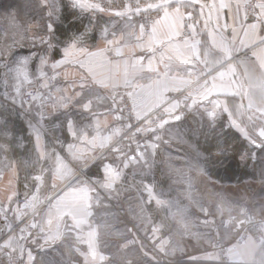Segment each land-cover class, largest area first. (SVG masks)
<instances>
[{
  "label": "crops",
  "instance_id": "1",
  "mask_svg": "<svg viewBox=\"0 0 264 264\" xmlns=\"http://www.w3.org/2000/svg\"><path fill=\"white\" fill-rule=\"evenodd\" d=\"M19 1L25 3L9 5ZM62 1L73 12L64 23ZM35 2L44 10L45 23L28 20L27 37L22 28L8 46L0 45V99L20 109L34 146V162L23 159L30 171L22 172L21 157L5 144L13 157L0 173V203L7 226L38 209L36 233L25 246L29 264L172 263L169 237L147 212L153 203L168 207L166 198L154 195L147 177L159 151L158 137L149 136L144 150L125 160L100 155L115 138L109 133L115 121L108 112L109 94L119 86L130 88L138 118L160 109L166 125L203 118L212 137L239 134L249 150L239 156L245 171L239 183L210 177L205 162H185L190 150L184 147L176 151L175 166L226 190L248 187L241 191L248 196L247 204L240 201L242 209L264 216V0H145L134 8L102 6L95 0ZM247 2L254 3V14L245 10ZM144 12L157 16L150 34L139 22ZM186 20L190 35L182 37ZM56 24L66 34L56 33ZM47 32L53 49L28 48ZM47 78L55 80L56 95L45 123L36 107L23 108L22 96L20 105L3 98L15 81L25 87ZM135 182L140 194L132 189ZM20 197L28 199L24 210L16 204ZM138 204L143 220L135 214ZM220 230L229 246V264H264V244L237 245ZM5 244L21 243L10 238ZM132 250L143 262L122 261L120 254ZM194 261L219 264L213 255H198Z\"/></svg>",
  "mask_w": 264,
  "mask_h": 264
},
{
  "label": "rangeland",
  "instance_id": "2",
  "mask_svg": "<svg viewBox=\"0 0 264 264\" xmlns=\"http://www.w3.org/2000/svg\"><path fill=\"white\" fill-rule=\"evenodd\" d=\"M12 1L14 0H0V37L2 35L0 45L8 46L11 43L10 41L16 38V34H20L22 28H25L24 38L27 37L26 25L28 20H31L28 12L34 11L35 14L38 12L35 10V4L32 0H30L29 7L25 6V9L19 3L10 6L9 4ZM45 21V17L41 19V22L45 23ZM22 23L25 24V27ZM16 24L19 25L16 26ZM23 91L24 84H16L15 81L12 90L4 91L2 95L3 98L11 100L12 104L17 103L20 105ZM4 103L5 100L0 99V110ZM15 108L14 105L13 109ZM17 111L21 117L20 109ZM1 121L3 120H0V126L3 124ZM193 124L195 130H193ZM205 132L209 133L210 127L209 123L202 118L201 121L198 120L195 123L184 121L178 124L166 125L154 135L158 137L156 144L159 151L153 159L152 172L149 176L147 174V177H150L153 183L154 195L166 198L168 207H157L153 203L147 209V212L153 222L159 225L161 232L169 237L168 258L174 264H201L194 261V259H198V255L201 258L214 256L212 252L215 238L214 228H224V235L234 239L236 237L234 228L242 220L243 212L247 210L242 209L241 203L245 201L247 204V192L242 193L241 191H247L248 187L238 186L235 189L229 187L226 190L225 186L215 185L202 174L190 175L192 173L190 170L181 171L176 168L175 163L178 159L176 151L183 147L185 150H190L188 154L190 156L185 157V162L206 163L208 158L199 151L197 145L198 137ZM10 136L7 133L4 136L5 140L0 138V173L11 164L13 157V153L11 150L9 151L10 148L6 147V145H9ZM20 147H23V144H20ZM7 150L8 152L5 153ZM243 151L248 152L249 150L244 148ZM24 158L27 159V156L20 159L22 161L20 162L21 171H30L31 166H26L23 161ZM29 160L34 162V157H29ZM253 188L250 187V189ZM132 189L140 194L142 188L139 183L135 182ZM181 197H183V202L180 201ZM139 205H137L138 209L135 210V214L139 220H143V214L140 213L141 205ZM257 215L264 217L260 214ZM120 258L122 261L128 258L142 262L144 260L140 259L139 252L136 250L122 252Z\"/></svg>",
  "mask_w": 264,
  "mask_h": 264
},
{
  "label": "built area",
  "instance_id": "3",
  "mask_svg": "<svg viewBox=\"0 0 264 264\" xmlns=\"http://www.w3.org/2000/svg\"><path fill=\"white\" fill-rule=\"evenodd\" d=\"M102 6L115 7L124 6L134 8L140 6L145 0H95ZM249 14H254L256 7L254 3L247 2L244 5ZM156 14L144 12L139 16V22L146 34H150L156 22ZM49 22H47V25ZM190 21L184 22L182 37L190 35ZM52 34H42L35 41L28 44L32 51L53 49ZM56 95L55 80L52 78L28 81L24 87L22 102L25 110L36 107L39 118L46 122L51 114L52 101ZM110 106L108 112L115 115V121L109 128V133L115 136L109 147L100 152V155L111 154L115 160H125L130 156L142 152L146 141L152 134H156L166 126V116L160 109L138 118L134 113L131 90L127 86H119L110 91ZM20 210L26 209L28 199L20 197L17 200ZM38 209L25 211L15 224L7 226L3 207L0 203V264H29L25 246L36 233L34 217ZM215 238L213 240V254L219 264H229V246L223 240L219 227L214 228ZM17 238L21 243L19 247L6 246L5 241ZM253 242L256 245L264 244V217L258 216L251 210L243 212L241 223L237 229L235 243L245 245ZM174 264V263H171Z\"/></svg>",
  "mask_w": 264,
  "mask_h": 264
},
{
  "label": "trees",
  "instance_id": "4",
  "mask_svg": "<svg viewBox=\"0 0 264 264\" xmlns=\"http://www.w3.org/2000/svg\"><path fill=\"white\" fill-rule=\"evenodd\" d=\"M18 3L20 6L22 5L21 7L24 9L26 8L25 6L29 7L31 4L30 0H25L23 4L20 1ZM33 3L35 4V10L38 12L37 14H35L34 11L28 12V16L31 20L41 21V19L45 17L44 10L38 6L35 0ZM61 5V19L62 23H64L71 18L73 12H70L66 8V4L63 1ZM56 33L66 34L63 25L56 24ZM55 55L56 54H54V56ZM4 106L0 110V120H3L1 121L3 124L0 126V138L5 140L4 136L7 133L11 134L8 144L13 148L14 155L17 157L27 156L29 160V157H34L33 140L28 135L29 130L26 124L21 122L17 110ZM20 136H22L21 139ZM22 142H24L23 149L20 148ZM197 145L202 154L208 158L206 161V164H208L206 172L210 177L218 180L222 184H237L241 181L242 177H245V171L240 167L241 162L239 156H241L243 149L248 146L247 142L243 140L239 134L233 131H227L221 136L212 137L209 133L205 132L198 137Z\"/></svg>",
  "mask_w": 264,
  "mask_h": 264
}]
</instances>
